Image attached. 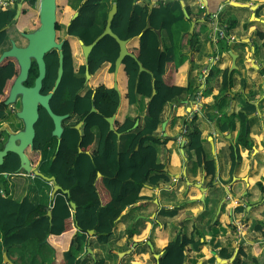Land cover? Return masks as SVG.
I'll return each instance as SVG.
<instances>
[{"label":"crops","instance_id":"1","mask_svg":"<svg viewBox=\"0 0 264 264\" xmlns=\"http://www.w3.org/2000/svg\"><path fill=\"white\" fill-rule=\"evenodd\" d=\"M84 1L56 0L62 10L57 21L64 18L61 30L57 31V40L68 41L76 68L85 63L79 39L67 34V26ZM18 3L17 0L8 10L16 8L17 11ZM135 3L148 4L149 12L159 3L169 4V13L177 18L172 28L173 39L161 29H156L159 30L156 34L160 38V48L173 47L174 83L189 88L164 106L161 123L155 131L158 139L156 162L160 169L151 176L160 175L162 179L155 185L146 183L141 187V199L120 214L107 242L98 243L95 232L88 233L85 251L77 253L79 264H157L169 241L183 245L184 240L188 243L184 247L183 264H235L237 258L239 264H264V0H135ZM112 6L111 1H105L99 18L106 15L107 20ZM67 12L69 15H65ZM20 17L21 14L18 19ZM6 27L8 35L0 47V54L10 47L11 40L17 44L16 37L23 38L21 27L28 32L34 29L30 20L21 26ZM218 30L224 37L214 41L212 36L217 37ZM126 46L129 52L134 50L138 47V39L127 41ZM85 66L88 68L87 64ZM109 67L110 64L105 63L96 73L89 74L88 79L85 77L79 95L100 83L112 87L115 76ZM118 73L119 69L116 81L121 97L112 115L115 116L114 130L109 131L117 135L118 150H124L136 127L146 121L148 104L154 95L138 94L135 103L129 104ZM248 105L254 108L247 115L250 148L238 142L243 123L237 118L229 122L230 116L244 112ZM18 111L15 103L8 105L5 118L7 113ZM3 119L0 131L14 133L23 128L18 118L12 126ZM126 120L134 121L131 129L125 133L116 132L115 123ZM76 121V117L69 115L63 123ZM185 121H193L199 129L204 149L202 157L214 161V174L206 173L204 163L196 165V157L188 149ZM80 123L78 131L82 134L84 120L74 127ZM92 132L95 138L88 153L98 149L99 129L94 127ZM6 137L7 134L3 143ZM57 151L55 149V153ZM233 155L236 159L234 169ZM32 164L40 171L38 160ZM4 176L8 193L2 195L17 201L26 197L29 186L36 183V176L24 171L4 173ZM46 182L51 186L49 196L52 198L54 183ZM0 243L2 251L7 253L1 232ZM49 244V239L36 242L37 248ZM119 253L123 254L119 256ZM50 256L51 261L53 252Z\"/></svg>","mask_w":264,"mask_h":264},{"label":"trees","instance_id":"2","mask_svg":"<svg viewBox=\"0 0 264 264\" xmlns=\"http://www.w3.org/2000/svg\"><path fill=\"white\" fill-rule=\"evenodd\" d=\"M105 1H111V5L117 6L111 21L113 33L122 40L138 39V47L130 49L136 59L125 56L118 73L129 104L135 103L138 94L151 96L152 76L156 93L149 101L146 121L136 127L126 148L118 150L117 135L109 131L106 117H111L116 112L120 91L100 83L82 96L79 95L85 85L86 66L82 64L75 67L70 45L64 40L63 75L51 97L50 106L54 113L72 115L77 121L63 123L64 130L55 153L57 139L51 135L53 122L46 111L41 109L35 125L34 146L32 149L28 148L26 153L32 163L38 160L43 175L53 176L55 183L69 193L58 191L54 198H50L51 186L43 178L36 176L35 185L29 186L28 193L22 200H14L8 195L5 197L2 194L8 193V185L4 173H16L19 158L9 153L0 165V232L3 246L9 248L30 240L42 243L47 238L53 250V259L49 264H79L77 253L85 251L88 231L94 230L98 243L107 242L120 214L127 206L141 199V187L146 183L155 185L162 179L160 175L151 176L160 169L156 162L155 145L158 139L155 131L161 123L164 106L189 88L174 83L176 67L173 47L160 48V38L156 34V29H161L162 33L173 39L172 28L177 18L169 13V4L159 3L149 12L148 4L140 6L135 0H85L78 8V15L69 20L67 34L77 37L84 44H90L105 28L106 15L103 19L98 16ZM35 4L36 0H23L18 20L14 19L16 8L0 11V47L8 35L7 30L2 29L16 24L21 26L26 20L29 21L30 17L25 15L29 9L35 8ZM65 15H69V12ZM63 20L62 17L56 22L57 31L61 30ZM148 20L150 28H146ZM22 29L24 28L21 27V32H28ZM118 53L117 42L109 35L102 37L89 54V74L96 73L105 63L110 64L109 70L112 73ZM137 60L145 69L140 74ZM45 62L46 76L42 93L47 94L57 75L58 52L52 50L47 53ZM18 72L19 66L14 58L7 57L0 62V120L5 118L7 106L4 102ZM37 75V65L33 62L25 85H32ZM92 106L97 111L89 113ZM253 111V106L248 105L244 112L229 117V122L237 118L243 123L238 142L248 148L251 143L248 142L247 115ZM81 120H84L82 134L74 127ZM133 124L134 121L127 120L121 124L117 122L116 132L125 133ZM185 124L188 125L185 134L188 149L194 153L196 165L204 163L206 173L214 174V161L202 157L204 149L199 129L193 121H185ZM94 127L100 132L98 149L94 153H88L95 138L92 132ZM5 134L0 131V149ZM232 159L234 169V155ZM71 202L76 205L74 209L71 208ZM187 243L188 240H184L183 245L169 241L160 264H183L186 258L184 247ZM234 263L239 264L238 258Z\"/></svg>","mask_w":264,"mask_h":264},{"label":"water","instance_id":"3","mask_svg":"<svg viewBox=\"0 0 264 264\" xmlns=\"http://www.w3.org/2000/svg\"><path fill=\"white\" fill-rule=\"evenodd\" d=\"M22 1L18 0V9L15 14V20L21 14L22 11ZM37 1V10L39 13V20L37 26L30 32H22L23 38L26 40V44L24 46H18L15 41L11 40V45L8 49H5L0 54V62L9 57L14 58L19 66V72L9 90L8 97L5 100V106L13 104L16 102L17 98H19L20 109L16 113V116L23 123V128L17 132H9L6 130L7 137L3 143V147L0 149V165L4 163L5 157L9 153H13L19 158V167L17 171H24L27 175H35L43 178L46 181H50L54 183L53 191L51 192V197L55 196V193L60 190V186L55 184L54 177H47L43 175L37 168L36 165L31 163L30 158L28 157L26 150L32 149L34 146V139L36 134L35 125L39 120V108L41 107L46 111L48 116L51 118L53 122V129L51 135L56 137L57 139V147L58 150L60 144V138L63 132V124L62 122L68 118L69 114H56L52 111L50 107V99L53 93L58 88L62 75H63V58L64 54L62 51L63 41L57 40V30H56V22H57V3L56 0H36ZM116 13V4H113L111 10L108 12L106 25L102 33L97 36L90 44H84L83 41L79 40V44L82 50L83 59L85 65L88 62V56L93 49V47L97 44V42L104 37L105 35L111 36L119 45V54L115 61V82L113 87L118 90L116 75L121 65L123 58L127 55L133 56L127 49V40L120 39L116 34L113 33L111 29V21ZM78 15V12H75L72 18H75ZM149 23L147 27H149ZM7 27L5 26L3 29L5 30ZM159 34V30H156ZM52 50H56L58 52V68L57 75L54 81V85L50 92L47 94H42L41 89L43 85V80L46 76V62L45 55ZM231 53V52H230ZM233 56V54L231 53ZM35 62L37 65L38 75L34 80L33 86H26L24 82L28 78V73L31 68L32 63ZM139 70L138 72H142L144 70L143 66L140 62H138ZM86 79L89 78V71L86 67L85 72ZM137 84V82H136ZM152 95H155L156 90L154 88V81L152 83ZM95 107H91L90 113L95 112ZM114 117L111 116L106 118L109 123V129L114 130ZM137 124V123H136ZM135 124V125H136ZM81 123L76 125L75 128L77 130L80 129ZM65 194H68V190H63ZM71 208L74 209L76 207L74 202L70 203ZM48 216L51 215L50 211H48ZM89 234H94L93 230L88 231ZM47 241V238L44 240ZM123 253H119L121 256ZM5 263L9 264V260L5 257ZM159 263V260L157 261Z\"/></svg>","mask_w":264,"mask_h":264},{"label":"rangeland","instance_id":"4","mask_svg":"<svg viewBox=\"0 0 264 264\" xmlns=\"http://www.w3.org/2000/svg\"><path fill=\"white\" fill-rule=\"evenodd\" d=\"M56 11H57V18H59L61 16L62 10L60 8V5L58 4L56 7ZM27 15L30 17V21L33 23L32 28H35L39 20V13L37 8L35 7L32 10L29 9V12L26 13L25 16ZM16 38L18 40L17 41L18 45L21 46L26 43L25 39L22 38L21 36ZM16 106L17 108L20 109L21 106L20 102H17ZM16 120H17L16 114H12L11 112H9V114L7 113L6 118L3 119V122H7L9 123L8 124L9 126H12L13 122H16ZM19 127H21V125H19ZM36 242H37L36 240H30L22 245L4 248L7 251V253L2 251L1 249L2 243H0V264H4L5 257H7V259L9 260V264H49L51 257L50 255L53 252L52 249L49 247V245H46L43 248H37Z\"/></svg>","mask_w":264,"mask_h":264},{"label":"built area","instance_id":"5","mask_svg":"<svg viewBox=\"0 0 264 264\" xmlns=\"http://www.w3.org/2000/svg\"><path fill=\"white\" fill-rule=\"evenodd\" d=\"M16 1L17 0H0V11H4L12 8L15 5ZM223 37H224V33L220 30L217 31V37L215 35L212 36L214 41ZM262 232L264 234V228L262 229Z\"/></svg>","mask_w":264,"mask_h":264},{"label":"flooded vegetation","instance_id":"6","mask_svg":"<svg viewBox=\"0 0 264 264\" xmlns=\"http://www.w3.org/2000/svg\"><path fill=\"white\" fill-rule=\"evenodd\" d=\"M24 31H25V30H24ZM34 80H35V79H34ZM25 82H26V81H25ZM25 82H24V84H25ZM33 84H34V82H33ZM33 84H32V85H27V84H26V86H28V87H29V86H33ZM42 88H43V85H42ZM41 93H42V89H41ZM42 94H44V93H42ZM50 100H51V99H50ZM17 102H19V98H17L15 104H16ZM50 107H51V106H50ZM41 109H42V108L40 107V108H39V115H40V113H41ZM62 123H63V122H62ZM56 142H57V141H56Z\"/></svg>","mask_w":264,"mask_h":264}]
</instances>
